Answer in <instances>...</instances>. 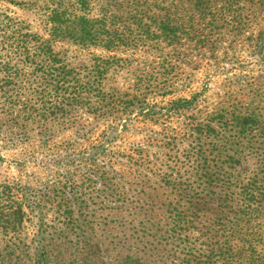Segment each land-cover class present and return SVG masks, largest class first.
Here are the masks:
<instances>
[{"label":"rangeland","instance_id":"obj_1","mask_svg":"<svg viewBox=\"0 0 264 264\" xmlns=\"http://www.w3.org/2000/svg\"><path fill=\"white\" fill-rule=\"evenodd\" d=\"M194 3L174 7L199 27L164 56L170 60L167 73L160 58L139 51L54 43L72 67L87 65L99 54L123 59L100 77L110 110L77 107L44 113L48 117L39 121L34 115L42 113L39 97L26 83L12 99L11 115L0 98V217L9 218L0 225V260L31 264L29 242L41 228L48 232V244L56 246L49 264H123L128 252L170 264L172 247L151 232L161 234L167 227L170 206L191 215L186 124L199 111L245 99L251 84L264 92V0H210L199 19ZM0 10L25 18L4 0ZM178 98L192 102L181 114L158 115ZM31 108L39 110L30 121ZM252 162L246 156L241 164L249 170ZM18 202L20 224L13 228L10 206ZM196 215L188 225L193 236L207 229L210 219L206 212Z\"/></svg>","mask_w":264,"mask_h":264},{"label":"trees","instance_id":"obj_2","mask_svg":"<svg viewBox=\"0 0 264 264\" xmlns=\"http://www.w3.org/2000/svg\"><path fill=\"white\" fill-rule=\"evenodd\" d=\"M4 1L25 12L22 19L0 10V98L5 114L11 115L12 99L26 83L31 94L39 97L42 113L34 115L43 121L48 117L44 113H64L77 107L100 113L110 110L100 77L113 62L123 60L99 54L91 56L87 65L72 67L64 53L54 49L55 42L103 52L139 51L160 58L163 73H167L170 60L164 56L171 54L179 38L195 35L193 26L197 25L195 18L176 14V2H195L199 19L210 0ZM198 36L194 38L200 39ZM245 97L199 111L185 126L184 157L193 177L188 186L191 215L169 204L167 227L161 234L151 232L153 238L172 247L170 264H264V92L251 84ZM119 102L124 106V101ZM191 102L185 98L170 101L158 115L181 114ZM146 108L147 114L152 113ZM29 110L31 121L32 112L39 109ZM16 119L11 116L9 121ZM246 156L253 159L249 170L241 164ZM10 207L14 228L20 224L22 203ZM199 212L210 214L209 224L193 236L188 225ZM8 219L0 217V225ZM47 233L41 228L33 233L28 255L31 264L52 261L56 246L48 244ZM121 263L154 264L132 252L125 253ZM0 264L15 263L1 259Z\"/></svg>","mask_w":264,"mask_h":264}]
</instances>
